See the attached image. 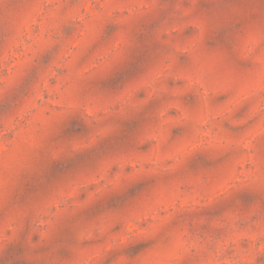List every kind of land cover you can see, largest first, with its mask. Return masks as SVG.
I'll use <instances>...</instances> for the list:
<instances>
[{
	"label": "rangeland",
	"instance_id": "374dc122",
	"mask_svg": "<svg viewBox=\"0 0 264 264\" xmlns=\"http://www.w3.org/2000/svg\"><path fill=\"white\" fill-rule=\"evenodd\" d=\"M264 0H0V264H256Z\"/></svg>",
	"mask_w": 264,
	"mask_h": 264
},
{
	"label": "snow or ice",
	"instance_id": "6c2138e0",
	"mask_svg": "<svg viewBox=\"0 0 264 264\" xmlns=\"http://www.w3.org/2000/svg\"><path fill=\"white\" fill-rule=\"evenodd\" d=\"M256 264H264V253L257 254Z\"/></svg>",
	"mask_w": 264,
	"mask_h": 264
}]
</instances>
